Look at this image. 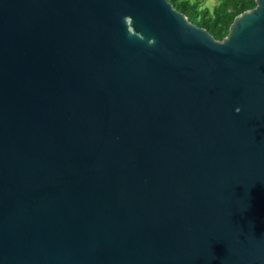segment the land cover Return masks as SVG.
Here are the masks:
<instances>
[{
    "label": "water",
    "instance_id": "obj_1",
    "mask_svg": "<svg viewBox=\"0 0 264 264\" xmlns=\"http://www.w3.org/2000/svg\"><path fill=\"white\" fill-rule=\"evenodd\" d=\"M254 2L0 0V264H264Z\"/></svg>",
    "mask_w": 264,
    "mask_h": 264
},
{
    "label": "trees",
    "instance_id": "obj_2",
    "mask_svg": "<svg viewBox=\"0 0 264 264\" xmlns=\"http://www.w3.org/2000/svg\"><path fill=\"white\" fill-rule=\"evenodd\" d=\"M189 22L204 28L215 39L222 40L235 16L255 6L254 0H217L211 10L200 7L202 0H168Z\"/></svg>",
    "mask_w": 264,
    "mask_h": 264
},
{
    "label": "rangeland",
    "instance_id": "obj_3",
    "mask_svg": "<svg viewBox=\"0 0 264 264\" xmlns=\"http://www.w3.org/2000/svg\"><path fill=\"white\" fill-rule=\"evenodd\" d=\"M216 4H217V0H202L200 2V7L208 8L209 10H211L213 6H215Z\"/></svg>",
    "mask_w": 264,
    "mask_h": 264
},
{
    "label": "clouds",
    "instance_id": "obj_4",
    "mask_svg": "<svg viewBox=\"0 0 264 264\" xmlns=\"http://www.w3.org/2000/svg\"><path fill=\"white\" fill-rule=\"evenodd\" d=\"M237 111H239V109H237Z\"/></svg>",
    "mask_w": 264,
    "mask_h": 264
}]
</instances>
